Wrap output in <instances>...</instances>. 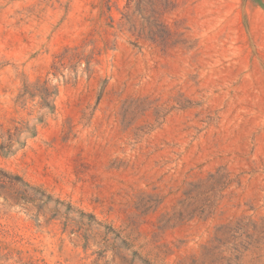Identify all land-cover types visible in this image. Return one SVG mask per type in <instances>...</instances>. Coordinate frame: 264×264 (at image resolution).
Returning <instances> with one entry per match:
<instances>
[{"label":"rangeland","instance_id":"obj_1","mask_svg":"<svg viewBox=\"0 0 264 264\" xmlns=\"http://www.w3.org/2000/svg\"><path fill=\"white\" fill-rule=\"evenodd\" d=\"M127 2L0 0V264H264V0Z\"/></svg>","mask_w":264,"mask_h":264},{"label":"trees","instance_id":"obj_2","mask_svg":"<svg viewBox=\"0 0 264 264\" xmlns=\"http://www.w3.org/2000/svg\"><path fill=\"white\" fill-rule=\"evenodd\" d=\"M175 7L174 0H128L127 2V13L126 17L130 23L136 24L135 19H133V14L136 12L143 15L147 20L148 25L150 24L152 30L156 32V36L160 37L162 40L167 32H169V27L166 22L165 16ZM158 37H150L153 41L157 40ZM58 89L55 85H52L48 79L36 83H26L19 94V98L26 96L35 98L39 96L41 101V107L49 109L50 114L55 112V103L53 101V96L57 93ZM47 114H43L39 117L40 122L45 121ZM37 126H26V130L30 132L31 135H36ZM20 144H25L26 140L18 139ZM4 148V143L1 145Z\"/></svg>","mask_w":264,"mask_h":264}]
</instances>
